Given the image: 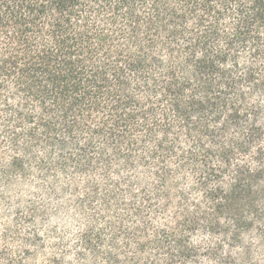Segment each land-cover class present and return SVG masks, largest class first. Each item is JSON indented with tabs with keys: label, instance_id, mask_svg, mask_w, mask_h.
<instances>
[{
	"label": "trees",
	"instance_id": "obj_1",
	"mask_svg": "<svg viewBox=\"0 0 264 264\" xmlns=\"http://www.w3.org/2000/svg\"><path fill=\"white\" fill-rule=\"evenodd\" d=\"M0 264H264V0H0Z\"/></svg>",
	"mask_w": 264,
	"mask_h": 264
}]
</instances>
